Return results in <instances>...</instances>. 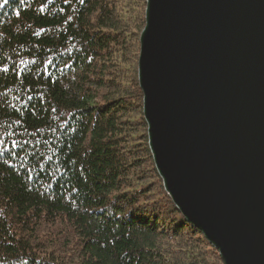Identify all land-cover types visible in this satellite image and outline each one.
Here are the masks:
<instances>
[{"label": "trees", "instance_id": "obj_1", "mask_svg": "<svg viewBox=\"0 0 264 264\" xmlns=\"http://www.w3.org/2000/svg\"><path fill=\"white\" fill-rule=\"evenodd\" d=\"M144 11L0 0V264H223L148 149Z\"/></svg>", "mask_w": 264, "mask_h": 264}, {"label": "water", "instance_id": "obj_2", "mask_svg": "<svg viewBox=\"0 0 264 264\" xmlns=\"http://www.w3.org/2000/svg\"><path fill=\"white\" fill-rule=\"evenodd\" d=\"M137 82L175 208L223 264H264V0H145Z\"/></svg>", "mask_w": 264, "mask_h": 264}, {"label": "rangeland", "instance_id": "obj_3", "mask_svg": "<svg viewBox=\"0 0 264 264\" xmlns=\"http://www.w3.org/2000/svg\"><path fill=\"white\" fill-rule=\"evenodd\" d=\"M160 179V178H159ZM162 183V182H161Z\"/></svg>", "mask_w": 264, "mask_h": 264}]
</instances>
